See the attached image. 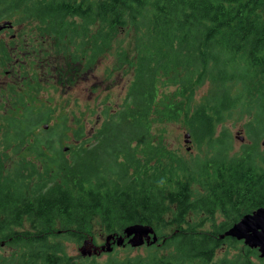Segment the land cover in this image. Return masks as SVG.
<instances>
[{"label": "trees", "instance_id": "trees-1", "mask_svg": "<svg viewBox=\"0 0 264 264\" xmlns=\"http://www.w3.org/2000/svg\"><path fill=\"white\" fill-rule=\"evenodd\" d=\"M1 11H16L28 28L35 19L38 32L20 36L28 45L17 63L0 49V240L18 252L0 264H77L63 255L64 240L122 234L133 223L151 225L157 242L124 257L115 246L86 264H264L247 246L216 257L238 243L219 236L264 206V0H0ZM130 31L134 56L121 63L133 79L92 138L40 108L39 92L53 84L42 78L76 85L85 61ZM169 84L172 97L158 101ZM157 116L180 121L196 155L165 145L152 130ZM68 132L74 143L63 146ZM235 133L244 140L237 151ZM102 152L108 161L96 160Z\"/></svg>", "mask_w": 264, "mask_h": 264}, {"label": "rangeland", "instance_id": "rangeland-1", "mask_svg": "<svg viewBox=\"0 0 264 264\" xmlns=\"http://www.w3.org/2000/svg\"><path fill=\"white\" fill-rule=\"evenodd\" d=\"M25 30L30 33L33 37L37 36V27H25ZM2 34H0V37ZM5 38H8L6 35ZM37 44L35 47L40 46V42L37 41V38L34 40ZM45 47L46 44L44 45ZM134 40L132 38V31H130L129 36L126 33L121 32L119 36L114 39V42L111 45V48L104 53L103 55H99L96 60L91 64L87 65V61H85V70L81 71L78 76H76L75 82L76 85H64L61 84L60 81L54 76L50 78V74L47 75L48 81L46 78H42V81H45L43 86L50 85L53 81V84L46 89L41 90L37 96L38 100H42L44 103L40 106V108H52L54 119H58L60 117H65L67 123L71 125V130L73 131L81 126L84 128V139L92 138V134L96 132V130L100 127L101 123L104 120L103 111L107 110L108 112L115 111L117 109L122 108L123 98L125 97L129 86L131 84V80L133 79V67L126 62L129 58L134 56ZM124 51L125 56L123 59L119 58V52ZM10 52H16L14 56L12 54L11 62L16 58L20 53L24 54V51L14 50ZM14 60V62H15ZM41 66L37 68L40 70ZM71 75V79L77 70L75 65H66L65 69ZM40 73V71H39ZM50 78V79H49ZM40 79V78H39ZM1 84V83H0ZM1 89V87H0ZM174 91V87L170 84L167 86H159L157 90V100L164 99L166 97H172V93ZM205 92V88H202L198 91L197 97L201 96ZM0 93V97H1ZM198 98L196 99V101ZM80 107H79V105ZM192 103H195L192 101ZM37 101L36 105H40ZM7 104L5 103V107ZM2 111V110H1ZM76 121V126L74 125ZM226 124H229L227 122ZM152 130L156 134L163 135V142L172 150H179L181 153H187L188 155H196V146L191 140L190 143H185L183 141V134L186 131L185 126L180 121H159V117H155V122L152 123ZM68 138L63 141L62 145L67 146L71 143H74V136L71 133H67ZM242 133L234 134L233 141V151H237L244 141H240V138L237 135H241ZM246 141V140H245ZM94 142V140L89 141V143ZM190 145V149L187 150L186 147ZM112 144L107 145L106 150H110ZM100 152V151H99ZM69 157V153L66 154ZM110 159L107 153L102 152L100 156L96 158L98 161L106 162ZM119 161V160H117ZM107 170H110L109 166L104 167ZM219 221V219H218ZM221 237V236H219ZM91 240L89 236L87 238ZM99 244H104L105 238L104 235H96L95 241ZM238 243H235L234 246H230L228 242L223 244V246L216 252V257L220 258L227 254H233L236 251L243 249L246 246L242 240H237ZM154 244V243H153ZM80 244L76 243L73 240H64L63 252L64 256L70 259V262L77 264L84 263L86 264V257L81 258L80 251L78 250ZM126 245V244H125ZM117 247L118 250L117 255L119 257H124L126 255H136V254H144V246L149 245H141L138 247H132V250H124L123 247ZM101 246V245H100ZM114 245L113 247H115ZM131 247V246H130ZM90 251L93 250L90 248ZM102 251V250H100ZM114 248L112 252L114 253ZM8 254V252L6 253ZM15 253H11L13 255ZM109 253L102 252L100 254H94L97 256L98 261H104L108 257ZM10 255V256H11ZM9 257V256H6ZM91 261V260H88Z\"/></svg>", "mask_w": 264, "mask_h": 264}, {"label": "water", "instance_id": "water-1", "mask_svg": "<svg viewBox=\"0 0 264 264\" xmlns=\"http://www.w3.org/2000/svg\"><path fill=\"white\" fill-rule=\"evenodd\" d=\"M7 24H10V22H4L0 25V28ZM44 128H47L46 124ZM237 137L240 138V141L243 140V136L238 135ZM183 138L185 143L191 142V134L189 132H185ZM262 144L264 145V139L262 140ZM66 149L67 147L64 148V150ZM186 149L189 150L190 145L187 146ZM224 235L236 240H242L247 247L256 249L260 258H264V206L257 207L243 214L237 222L227 228L220 236L223 237ZM105 238V244L99 247L94 245L92 238L91 240H84L82 246L79 248L80 253L82 255H91L89 246H94L93 252L95 253H100V250L104 251V249H106V251H111V241L116 246L128 244L131 247H138L143 244L149 245L156 243L158 240L154 228L151 225L142 223L128 224L122 229V234L110 233L107 234ZM84 243H86V248L88 250H84Z\"/></svg>", "mask_w": 264, "mask_h": 264}, {"label": "flooded vegetation", "instance_id": "flooded-vegetation-1", "mask_svg": "<svg viewBox=\"0 0 264 264\" xmlns=\"http://www.w3.org/2000/svg\"><path fill=\"white\" fill-rule=\"evenodd\" d=\"M13 12H14L13 15L7 14L4 11L0 12V25H2L6 21L10 22V24H7V25H5V26L0 28V34H2V36L0 37V49H7L9 51H14V50L21 51L20 49L21 48L23 49L24 47H27L28 43H23L21 45L22 42L20 40V36L26 35V34H30V33H28L25 30V27L22 24H18L16 22L17 12L16 11H13ZM36 24H37V22H36L35 19H33L31 21V23H30L31 27L32 26L36 27ZM6 35H8V38H5ZM20 55H21V57H24V54L21 53ZM15 62L17 63V62H19V60L16 59ZM24 62H25L24 60H20V64L18 65V69H17V72H16L17 76H21V73H22L21 66L24 64ZM9 67L10 66L8 65L7 68L4 70L5 75L9 74V72L13 70V69H9ZM34 70L41 71L42 69L39 70L37 68V69H34ZM50 78H52V74H50ZM84 240H82V243L79 245L78 250H79L80 246H82ZM94 241L95 240H93V243H94L95 246L99 247L100 245H102V244H99L97 241L96 242H94ZM7 242H9V241L0 240V255H1V257L10 256L13 251L15 253V256H17L18 252L16 251V249L13 248L11 245H9ZM104 244H105V242H104ZM114 245L115 244L111 241L110 242V247H112V250H113V246ZM93 247L94 246H89V249L91 248L93 250ZM86 250H88V249H86ZM112 250L111 251H106V249H104V251H101L100 253H102V252L110 253V252H112ZM7 252H8V254H6ZM100 253H93V251H92L91 255H82V254H80V256H81V258H83V256H84V258L86 257V258H89V259H94V258L97 259V256L94 255V254H100Z\"/></svg>", "mask_w": 264, "mask_h": 264}, {"label": "bare ground", "instance_id": "bare-ground-1", "mask_svg": "<svg viewBox=\"0 0 264 264\" xmlns=\"http://www.w3.org/2000/svg\"><path fill=\"white\" fill-rule=\"evenodd\" d=\"M105 240H106V238H105ZM84 250H86L87 248H86V243H84ZM93 253H95V252H93ZM87 255V254H86Z\"/></svg>", "mask_w": 264, "mask_h": 264}]
</instances>
